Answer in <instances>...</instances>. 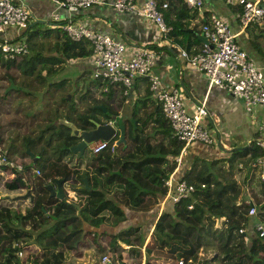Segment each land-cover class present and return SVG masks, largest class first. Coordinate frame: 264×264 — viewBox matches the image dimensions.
Returning <instances> with one entry per match:
<instances>
[{
  "label": "trees",
  "instance_id": "16d2710c",
  "mask_svg": "<svg viewBox=\"0 0 264 264\" xmlns=\"http://www.w3.org/2000/svg\"><path fill=\"white\" fill-rule=\"evenodd\" d=\"M166 1L167 6L159 8L168 27L162 38L175 47L198 51L202 46L197 38L198 25L189 23L197 10L189 9L182 0ZM207 13L201 12V22ZM63 22L64 19L55 21L51 26L54 31H45L42 37L27 28L26 53L5 58L0 52V102L10 93L32 95L25 89L23 74L40 84L61 67V60L90 56L89 40L70 39L61 29ZM34 36H52L53 42L35 44L31 42ZM148 46L154 51L165 48ZM45 47L52 54H44ZM91 79L99 97L92 98V103L81 111L80 105L90 96L84 98L82 93L83 97L81 94L73 99L70 94L67 98L65 81H47L41 91L34 92L32 104L37 111L26 120V113L22 114L19 123L17 118L10 119V123L20 125L19 140L9 137L0 146V154L19 159L21 169L0 165V191L13 192L11 199L0 195V264H64L66 250L72 252L73 258H79L85 248H95L93 254L99 256L107 254L110 264H264V233L259 235L260 229L255 228L254 235L248 237L243 230L250 218L248 200L256 208V222L264 229V178L249 165L263 149L253 140L226 157L211 159L209 164L203 161L205 164L200 163V167L196 165L199 158L195 157L182 175V179L193 184V190L176 202L167 200L169 205L160 211L147 237L134 225L106 230V226L114 227L123 221L127 212L149 211L158 204L166 190L164 181L176 167L175 157L183 143L172 133L159 103L150 96L144 77H135L126 94L119 83L101 77ZM8 82L15 87L5 89ZM129 97V115L121 116L124 143L116 145L114 152L112 140L117 134L97 153L85 149L78 156L67 150L77 138L69 135L67 126L56 124L57 119L73 122L78 118L82 120L78 128L92 127L89 119L99 122L93 111L102 112L94 104H102L106 109L103 116L107 117V112L117 114ZM16 104L5 106L2 102L0 106L4 108L0 112L18 113ZM25 147L36 156L34 162ZM34 169L39 173L35 174ZM79 169H84L82 177L89 185L86 189L81 184L76 191L85 196L83 201L49 195L45 183L61 178L62 186ZM27 189L30 195L25 196L28 203L23 205L22 194ZM80 209L92 219L91 223L82 220ZM205 248L213 249L211 257H200Z\"/></svg>",
  "mask_w": 264,
  "mask_h": 264
},
{
  "label": "built area",
  "instance_id": "2783aa9c",
  "mask_svg": "<svg viewBox=\"0 0 264 264\" xmlns=\"http://www.w3.org/2000/svg\"><path fill=\"white\" fill-rule=\"evenodd\" d=\"M56 8L84 9L93 5H106L117 12L135 11L155 23L158 29L164 33L168 30L159 8L167 6L166 0H141L140 8H136L135 0H48ZM233 8V15L240 30L247 26L264 21V0H219ZM189 9L202 12V0H182ZM73 9V10H74ZM53 20L64 19L61 29L72 40L86 38L91 44L90 58L92 68L91 78H104L109 82L119 83L126 94L132 86L133 79L137 76L144 77L148 82L151 97L159 103L161 111L167 119L172 133L182 141L183 147L175 157L176 166L180 163V154L184 147L194 141L204 144L214 143L215 130L209 128L203 122L206 114L205 106L196 107L193 113L188 112L183 103L184 91L176 83L166 86L160 76L153 71L155 53L150 49H138L134 54L126 56L125 43L110 35L89 29L82 22L73 18L69 11L67 17L61 18L57 12H51ZM31 12L27 5L13 0H0V52L5 58L26 53L25 31L30 25ZM54 22H50L51 25ZM6 27H14L17 32L7 37L1 36ZM198 36L205 39L198 51H187L176 47V59L181 68H189L201 73L208 85H215L225 89L242 102L245 111H251L253 107L260 106L264 110V68L263 71L254 63L248 53L240 46L236 39V33L231 29L228 21L215 13H207L205 19L198 25ZM179 72V71H178ZM180 74V73H179ZM178 82V81H177ZM103 90H105L103 88ZM264 131V123L259 126ZM112 144L115 139L112 140ZM254 143L263 149L261 155L253 159L249 165L254 168L260 178H264V135L253 139ZM109 140L97 139L87 143L92 153L106 147ZM216 142V141H215ZM0 165L21 169V164L0 154ZM35 174L39 171L34 169ZM166 190L161 197V202L169 200L176 202L181 197L188 195L194 188L192 183L182 178H173L171 174L164 181ZM247 199V198H246ZM247 215H255L256 208L248 200ZM254 229H260L262 235L264 229L261 224H253ZM240 231L242 229H239ZM100 264H110L107 254L100 256ZM178 264H182L181 261Z\"/></svg>",
  "mask_w": 264,
  "mask_h": 264
},
{
  "label": "crops",
  "instance_id": "0c3cea01",
  "mask_svg": "<svg viewBox=\"0 0 264 264\" xmlns=\"http://www.w3.org/2000/svg\"><path fill=\"white\" fill-rule=\"evenodd\" d=\"M13 1L21 2L28 6L31 12L30 24L36 22L37 19L48 21L51 12L54 11L57 12L61 18H66L69 11V14L73 18L82 22L89 29L104 32L115 39L122 40L125 43L124 54L126 56H130L138 49L142 48L152 50L148 44H155L157 46L164 45L165 48H160L157 51L152 50L155 53L153 71L160 76L161 81L166 86L179 83L178 85L182 87L184 91L183 103L185 109L188 112L193 113L196 107L200 106L201 104L205 106L206 114L202 117V120L208 125H212V128L216 131V140L218 138L220 146H222L221 153L223 151L228 152V149H230L232 146L250 142L254 138L264 135V131L259 130V126H262L264 123V110L260 106H255L251 111H245L240 99L221 87L208 85L206 78L198 71L185 67L181 68L180 62L176 59V47L162 38L163 33L149 18L136 13L135 11L117 12L106 5H93L84 9L73 10L68 8H56L55 5L48 0ZM135 2L136 8L139 9L141 0H135ZM201 11L206 13L208 12V14L213 12L224 20L228 21L231 29L236 33V39L240 46L248 53L254 63L263 71L264 21L249 25L245 29L240 30L233 15V8L225 5L219 0H202ZM202 17L203 16L201 12L199 13L196 11V16L189 19V23H196L199 25ZM16 32V28L6 27L4 31L1 32V36L7 37ZM250 40H253L257 45H252ZM67 61L69 63L72 62V65L78 67L75 75L79 74V70H85L88 69V67H90L91 72L92 61L89 56L67 59ZM20 79L21 77L17 76V81ZM131 88L128 92H130ZM131 98L132 97L127 98L123 108L120 109L119 113L121 116L129 115ZM2 113L11 120L12 118H17L15 116L18 114L13 112ZM21 116L22 114H20V116L17 118L18 123L21 122L19 121L22 119ZM19 127L20 125L18 126V124L12 123H10V130L0 127V133L2 135V147L6 144L9 137H15V141L19 140L17 137V135H20L21 133ZM200 143L201 142L194 141L188 143L184 147L180 154V163L171 173L173 178H182L183 173L189 167L191 161L195 157H198L197 155L203 159L215 158L213 148L210 147V145L214 143L206 144L207 147H205L204 143ZM14 159L19 160L17 158ZM74 178L75 175L73 174L69 182L62 184L65 192L64 196L67 201H83L85 196H79V194L76 193L80 187L75 184ZM11 194H13V192L6 193L4 191H0V195L10 196ZM12 197L13 196H10L8 198ZM75 197L79 199H76ZM169 203L170 202L166 200L161 202L160 199L158 204L149 211L127 212L123 221L114 227L106 226V230L109 232L117 228L134 225L138 226L140 231H143L142 234L147 237L158 214L161 210L167 207ZM78 213L82 220L84 218V221L91 223L92 219L85 216L83 210L81 211L80 209ZM251 220L252 217L249 218L247 226H249ZM88 223H86L87 226ZM87 226H84V229H88ZM89 250H91V248L83 249V255L84 251L89 252Z\"/></svg>",
  "mask_w": 264,
  "mask_h": 264
},
{
  "label": "rangeland",
  "instance_id": "374dc122",
  "mask_svg": "<svg viewBox=\"0 0 264 264\" xmlns=\"http://www.w3.org/2000/svg\"><path fill=\"white\" fill-rule=\"evenodd\" d=\"M60 19H56V20H53L52 17L50 16L48 21H50L51 23L52 22H55V21H58ZM52 27L49 25V24H44V23H38V22H33L30 24V26H28V31H34L36 30L38 32V35L42 37V33H44L45 31H48V33H52L54 31V29H51ZM48 38H45V39H42L40 37H32L31 38V42L32 43H35V44H38V43H43L44 45L46 44H51L53 42V38L52 36H47ZM32 45V44H31ZM32 52H34L33 50H31ZM31 52V53H32ZM43 52L44 54H52V51L50 50H47V47H45L43 49ZM19 56V55H18ZM69 61V60H68ZM67 59L66 60H61L60 64L61 67L58 68L57 70H55L52 74H50L48 76V80H41L40 84L34 82V80L32 79H29V77H27L28 75H24L23 74V82L24 83H27V86H26V90H29V91H32V95H30V97L28 96H16L14 94H8L6 95V97H4L2 99V101L0 102V104L3 102L5 106H7L8 104H11V103H17L14 107L18 108V114L17 116L15 117H19L20 114H24L26 113L25 117H24V120H26L30 115H33L35 113V111H37V107L35 105L32 104L33 101H35V98H36V95L34 94L35 91L39 92L42 90L43 87L46 86L47 84V81H58V80H62V81H65V91H67V95H70L72 96L73 99H78L80 97V95L83 93L85 96L84 98H86L87 96H90V98L86 99L87 101L86 102H82L83 104L80 105L79 109L80 111L83 110L86 106H88L87 104H90L92 103V98L94 97H99V94L97 92V87H94L92 86V84L94 83L93 80L91 79V76H90V67H88V69H85V70H79V74L78 75H75V72L78 70V67L77 66H74L72 65L71 63L72 62H68ZM38 64H36L37 66ZM55 65V64H54ZM21 69V67L18 68V70ZM20 71V70H19ZM17 76L21 77L19 75V72L17 71ZM10 83H12L13 85H11ZM88 86V87H87ZM15 87V84L13 82H8L5 89H10V88H13ZM83 94L81 95V97H83ZM1 95V94H0ZM4 107H1L0 106V109H3ZM123 108V107H122ZM97 109V108H96ZM94 114L97 116V117H103L104 115V112H100L98 110H95L93 111ZM117 117L115 119L116 122H121V114L118 112L117 114H115ZM22 117V116H21ZM125 117V116H123ZM110 118V117H109ZM56 123V121H55ZM75 126L77 127H80L81 126V123H82V120L78 119V118H75L74 121L72 122ZM0 127L3 128V129H7V130H10L9 127H10V118H7L6 116H4V114L2 112H0ZM209 128L213 127L212 125L209 124L208 126ZM211 132V136L214 138V144L210 145V147L213 148V153H214V156H215V159L216 158H223V157H226L228 155V152H222V149L221 147H219L215 140H216V137L212 134V130L210 131ZM202 144V143H200ZM204 145V144H203ZM0 146H2V144L0 143ZM205 147L206 144H205ZM85 149H89V147H87L86 145V148ZM84 149V150H85ZM198 156V160H197V167H200V163L202 165H204L205 163H203V161H208V164H209V161L211 159H203V158H200L199 155ZM15 160V159H14ZM15 161H19V160H15ZM84 172V169L83 170H78L74 175H75V184L78 186V187H81V177L83 175ZM29 174V172L27 173ZM234 177L236 178L237 175H234ZM13 194H11L10 196H12ZM76 199H79L77 197H75ZM11 199V198H10ZM16 200V199H15ZM10 201H13V200H10ZM20 201V200H19ZM17 200V202H19ZM167 201V200H166ZM28 203V200L27 198L23 197V200H22V203L23 205H27ZM252 217V220L249 224V226H246L245 228H243V230L246 231L248 237L250 236H253L254 235V227L253 224L255 223L254 221H256V218H255V215L251 216ZM143 233V231H141ZM93 251H95V248L93 250V248H91V250H89V252L87 251H84V255H82L81 257L79 258H73L72 257V252L66 250V261L64 262V264H88L90 263L91 261V264H100V256L97 255L95 252L93 254ZM213 254V249L211 248H205L203 250L200 251V257L203 258V257H211V255ZM84 262V263H83ZM213 264H220L218 261H214Z\"/></svg>",
  "mask_w": 264,
  "mask_h": 264
},
{
  "label": "water",
  "instance_id": "95a60500",
  "mask_svg": "<svg viewBox=\"0 0 264 264\" xmlns=\"http://www.w3.org/2000/svg\"><path fill=\"white\" fill-rule=\"evenodd\" d=\"M71 8L74 9V7H71ZM36 22L50 24V21H46L43 19H37ZM197 38L203 43L206 42L202 36H197ZM10 84L13 85L12 83ZM67 98H69V95H67ZM94 107L101 108L102 112L106 111L105 107L102 104H96ZM116 117L117 116L115 114H111L110 119L107 121H104V122L93 121V126L88 129H80L77 126H75L72 122L67 121L63 118L57 119L56 124H63L67 126L69 128V135L77 138V141L71 144L69 147H67V150L72 153H77L78 156H80L82 152L84 151V149L86 148L87 143L97 140V139L109 140L112 137H114L115 134H117V138L112 144L113 152L115 151L116 145H118L119 143H124V136H123L124 122L123 121L119 123L116 122L115 121ZM130 122L134 123V120L130 118ZM216 144L219 147H222L220 146L218 138L216 140ZM246 144L247 142L240 144V145L232 146L230 149H228V152L244 147ZM24 151L31 158V162H34L36 156H34V154L28 149V147H25ZM81 181H82L83 187L88 189L89 185L86 179L83 177ZM61 183H62L61 178H55L53 180V183H49V182L45 183V188L48 190L50 196H54L58 199H61L64 197V190L61 186ZM27 195H30V192L28 189L22 194V196L25 197ZM88 264H91V263H88Z\"/></svg>",
  "mask_w": 264,
  "mask_h": 264
},
{
  "label": "flooded vegetation",
  "instance_id": "af4514ba",
  "mask_svg": "<svg viewBox=\"0 0 264 264\" xmlns=\"http://www.w3.org/2000/svg\"><path fill=\"white\" fill-rule=\"evenodd\" d=\"M95 105H96V104H94V106H95ZM104 113H105V112H104ZM107 114H108V116H107V117H104V116H103L104 118H102V117H99V121H100V122H104V121H107V120H109V119H110L109 117H110V116H111V114H113V113H110V112L108 113V112H107ZM89 120L91 121V123H93V121H94V118H93V119H89ZM88 128H91V127H89V125H88V126L85 128V129H88ZM80 129H81V128H80Z\"/></svg>",
  "mask_w": 264,
  "mask_h": 264
},
{
  "label": "clouds",
  "instance_id": "9594fccd",
  "mask_svg": "<svg viewBox=\"0 0 264 264\" xmlns=\"http://www.w3.org/2000/svg\"><path fill=\"white\" fill-rule=\"evenodd\" d=\"M50 26H52L51 24H49ZM247 143H249V142H247ZM248 225V224H247Z\"/></svg>",
  "mask_w": 264,
  "mask_h": 264
}]
</instances>
